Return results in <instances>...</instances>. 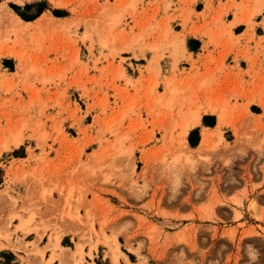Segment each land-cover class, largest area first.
Instances as JSON below:
<instances>
[{"label": "rangeland", "instance_id": "374dc122", "mask_svg": "<svg viewBox=\"0 0 264 264\" xmlns=\"http://www.w3.org/2000/svg\"><path fill=\"white\" fill-rule=\"evenodd\" d=\"M6 6L0 264H264V0Z\"/></svg>", "mask_w": 264, "mask_h": 264}, {"label": "bare ground", "instance_id": "6f19581e", "mask_svg": "<svg viewBox=\"0 0 264 264\" xmlns=\"http://www.w3.org/2000/svg\"><path fill=\"white\" fill-rule=\"evenodd\" d=\"M15 1L16 3L18 4H22L25 2V0H13ZM27 1V0H26ZM6 2L7 0H5L4 2L0 3V16L2 15H5L7 16L9 22L11 23V25H13V27L17 28L19 25L21 24H24L20 19L19 17H17L15 14L13 13H10L7 9V6H6ZM43 20V19H42ZM5 56H12L10 53H6ZM211 135L209 133H204L201 137V140L199 142V145L197 147V150L199 152H203L204 150H206L209 145H210V142H211ZM116 250L115 252L114 251H111L110 253V256L111 258L113 259V261H115V263L117 264V261H116Z\"/></svg>", "mask_w": 264, "mask_h": 264}, {"label": "trees", "instance_id": "16d2710c", "mask_svg": "<svg viewBox=\"0 0 264 264\" xmlns=\"http://www.w3.org/2000/svg\"><path fill=\"white\" fill-rule=\"evenodd\" d=\"M13 7L15 9L17 8L16 6H13ZM25 7L29 8V5H26ZM42 9L43 8L40 7L37 14H39L42 11ZM18 14L24 20H32L33 18H35L37 16V14L34 15V16H26L25 14H22V13H18ZM202 124L206 125V126H213L214 125V116H212V115H204L203 118H202ZM194 135L198 136L197 128L191 130L190 133H189V136H188L189 142H190V144L192 146H195L197 144V141H198V138L197 139L193 138Z\"/></svg>", "mask_w": 264, "mask_h": 264}, {"label": "crops", "instance_id": "0c3cea01", "mask_svg": "<svg viewBox=\"0 0 264 264\" xmlns=\"http://www.w3.org/2000/svg\"><path fill=\"white\" fill-rule=\"evenodd\" d=\"M30 1H32V0H27V1H25L24 3H22V4H25L26 2H30ZM34 1H36V0H34ZM15 2V1H14ZM0 3H2V2H0ZM16 3V2H15ZM22 4H18V5H22ZM42 15H45L44 13H41L37 18H35V19H33V20H24V19H22L19 15L17 16V17H19V19L24 23V24H27V23H30L29 25H33V24H35V23H37L38 22V20L41 18V17H43ZM46 16V15H45ZM44 18V17H43ZM42 18V19H43ZM41 19V20H42ZM26 22V23H25ZM238 26H241V24L240 23H236L235 25H234V27L236 28V27H238ZM191 35H189V37H190ZM193 37H196L197 39H201L199 36H196V35H193ZM201 40H203V39H201ZM200 120V119H199ZM218 124H219V120H218V123H217V125H216V127L218 126ZM204 127H206L205 125H204ZM215 127V128H216ZM17 224V223H16ZM15 224V225H16ZM13 238H15V236L13 237ZM13 242V241H12ZM61 244V243H60ZM1 245L4 247V245H5V242H1ZM62 246V245H61ZM62 247H64V246H62ZM2 249H4V248H2ZM11 251V250H10ZM67 258V257H66ZM65 258V260H64V263H66V264H70V261H69V259H66ZM130 263H131V261H129ZM50 264H59V260H57V259H55V260H53Z\"/></svg>", "mask_w": 264, "mask_h": 264}]
</instances>
